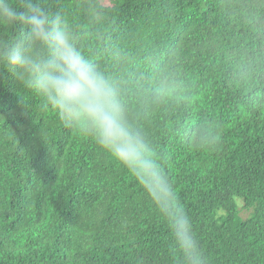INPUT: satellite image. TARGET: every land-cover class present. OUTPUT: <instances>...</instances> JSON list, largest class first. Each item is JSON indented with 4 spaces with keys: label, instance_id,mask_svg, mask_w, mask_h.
Here are the masks:
<instances>
[{
    "label": "trees",
    "instance_id": "16d2710c",
    "mask_svg": "<svg viewBox=\"0 0 264 264\" xmlns=\"http://www.w3.org/2000/svg\"><path fill=\"white\" fill-rule=\"evenodd\" d=\"M103 2L104 25L82 46L152 143L205 264H264V33L235 17L259 0ZM44 3L71 15L79 0ZM158 70L173 84L163 99L152 94ZM193 126L220 135L214 149L181 136ZM0 264H185L135 178L7 70Z\"/></svg>",
    "mask_w": 264,
    "mask_h": 264
},
{
    "label": "clouds",
    "instance_id": "9594fccd",
    "mask_svg": "<svg viewBox=\"0 0 264 264\" xmlns=\"http://www.w3.org/2000/svg\"><path fill=\"white\" fill-rule=\"evenodd\" d=\"M106 8L103 0H79L66 15L50 11L44 0H0V70L14 72L64 128L88 136L126 169L167 222L180 258L205 264L190 217L152 143L132 119L122 90L82 46L85 32L103 27ZM235 17L264 33V0L236 9ZM158 74L152 94L163 99L173 84L167 72ZM180 134L195 150H212L220 140L198 126Z\"/></svg>",
    "mask_w": 264,
    "mask_h": 264
},
{
    "label": "rangeland",
    "instance_id": "374dc122",
    "mask_svg": "<svg viewBox=\"0 0 264 264\" xmlns=\"http://www.w3.org/2000/svg\"><path fill=\"white\" fill-rule=\"evenodd\" d=\"M240 215L242 217H245L247 215V212L246 211H243L242 209H240Z\"/></svg>",
    "mask_w": 264,
    "mask_h": 264
}]
</instances>
